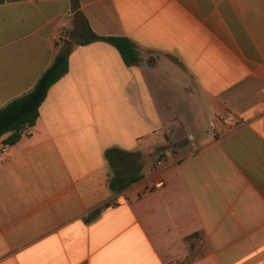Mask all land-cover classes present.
I'll list each match as a JSON object with an SVG mask.
<instances>
[{
	"label": "crops",
	"instance_id": "obj_1",
	"mask_svg": "<svg viewBox=\"0 0 264 264\" xmlns=\"http://www.w3.org/2000/svg\"><path fill=\"white\" fill-rule=\"evenodd\" d=\"M79 3L142 62L75 46L36 126L0 141V264H264V0ZM74 15L72 0L0 1V109L34 88ZM111 148L143 166L119 194Z\"/></svg>",
	"mask_w": 264,
	"mask_h": 264
},
{
	"label": "trees",
	"instance_id": "obj_2",
	"mask_svg": "<svg viewBox=\"0 0 264 264\" xmlns=\"http://www.w3.org/2000/svg\"><path fill=\"white\" fill-rule=\"evenodd\" d=\"M2 1V0H0ZM75 15L69 28L61 34L57 44L55 58L49 68L43 73L32 90L21 97L13 100L7 106L0 109V141L3 145L14 146L18 144L29 130L33 129L40 118V108L48 97L51 88L64 78L70 70L69 57L75 46H86L95 42H106L114 46L121 54L127 66H137L142 60L140 58L137 45L125 37H104L97 35L91 28L87 18L80 10L79 0H72ZM124 155V158H120ZM105 157L109 162L113 177L109 182V188L114 194H119L131 185L142 180L143 166L130 170L127 153L117 148L108 149ZM141 159V155H140ZM110 206V203L103 205L94 213L93 219L98 217L103 209ZM203 237L204 233H197L188 237L187 241ZM199 243L201 241H198ZM194 248V244L192 245ZM198 249L204 254V245H199ZM195 256L183 260L179 264H188Z\"/></svg>",
	"mask_w": 264,
	"mask_h": 264
},
{
	"label": "built area",
	"instance_id": "obj_3",
	"mask_svg": "<svg viewBox=\"0 0 264 264\" xmlns=\"http://www.w3.org/2000/svg\"><path fill=\"white\" fill-rule=\"evenodd\" d=\"M226 121H227V124H229L231 126H236V125L240 124V121L237 118H235L234 116H232V115H229L227 117ZM7 151H8V147H4L3 149H1L2 153H5ZM163 185H164V183H162V182L158 183V184H155L154 186L145 189L143 195L144 196H149V195H151L154 192V190L162 188Z\"/></svg>",
	"mask_w": 264,
	"mask_h": 264
},
{
	"label": "rangeland",
	"instance_id": "obj_4",
	"mask_svg": "<svg viewBox=\"0 0 264 264\" xmlns=\"http://www.w3.org/2000/svg\"><path fill=\"white\" fill-rule=\"evenodd\" d=\"M171 136H172V134H171ZM181 145H178L176 148H179Z\"/></svg>",
	"mask_w": 264,
	"mask_h": 264
}]
</instances>
